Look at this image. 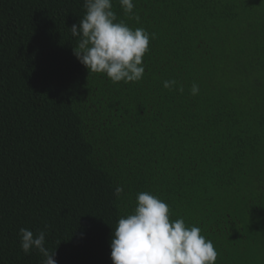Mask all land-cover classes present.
<instances>
[{"label": "trees", "instance_id": "16d2710c", "mask_svg": "<svg viewBox=\"0 0 264 264\" xmlns=\"http://www.w3.org/2000/svg\"><path fill=\"white\" fill-rule=\"evenodd\" d=\"M0 264H264V0H0Z\"/></svg>", "mask_w": 264, "mask_h": 264}]
</instances>
